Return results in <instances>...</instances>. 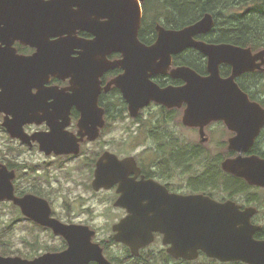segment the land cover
I'll return each instance as SVG.
<instances>
[{"label": "flooded vegetation", "instance_id": "1", "mask_svg": "<svg viewBox=\"0 0 264 264\" xmlns=\"http://www.w3.org/2000/svg\"><path fill=\"white\" fill-rule=\"evenodd\" d=\"M69 10L78 21L63 31L58 20L61 0H0V257L32 261L46 253L66 250V237L43 222L49 212L50 220L95 231L91 242L104 258L88 264H189L205 257L212 264H249L212 258L202 251L196 260L176 258L168 252L171 245L163 243L160 232H155L154 240L135 254L128 244L115 238L114 227L132 214L130 208H145L151 197L143 196L141 189H132L133 196L122 199L119 181L95 184V179L101 159L106 169L103 176L109 178V154H115L128 160L123 170L129 179L164 185L172 195L170 204L184 207V197L203 194L221 203L231 201L241 211L250 210L251 223L260 227L254 239L264 240V185L224 168L229 160H264V115L255 129L244 126L246 120L235 117L237 112H231L230 124L224 118L187 123L186 99L172 105L151 99L132 115L123 88L114 83L126 73L121 64L123 53L94 51L98 31L94 21H107L106 12L84 2L71 4ZM158 24L171 28L156 22L141 35L142 22L139 39L147 45L156 42ZM212 32L196 38L228 43L208 41ZM64 41H70L71 58V68L65 71L61 69ZM262 49L252 50L256 53ZM117 60L119 63L111 66ZM185 66L201 75L209 74L208 57L189 47L173 54L168 72L152 74L150 81L161 89L183 88L187 80L172 71ZM232 72L230 64L220 65L222 77ZM235 81L250 101L264 108V64L245 71ZM113 119L123 123L117 148L110 147L107 137ZM250 129V133H243ZM53 170L63 171L65 180L83 179L90 197L104 207L106 232L101 233L97 222L90 219L76 220L72 206L77 202L64 200L65 214L61 213L63 209L56 200L62 193L63 179H55L57 188L40 180ZM199 175L213 177L211 190L191 188V178ZM134 218L135 225L141 226V213ZM46 234L62 244L48 245Z\"/></svg>", "mask_w": 264, "mask_h": 264}, {"label": "water", "instance_id": "2", "mask_svg": "<svg viewBox=\"0 0 264 264\" xmlns=\"http://www.w3.org/2000/svg\"><path fill=\"white\" fill-rule=\"evenodd\" d=\"M142 1L61 0L62 13L58 20L63 31L74 26L78 20L73 19L69 8L71 4L79 2L88 6L92 4L106 12V15H102L108 17L107 21H94L93 27L98 30L93 41L94 51L106 49L110 53H123L121 64L126 73L122 78L117 77L114 83L123 88L132 115H136L139 108L151 99L169 105L186 99L189 101L185 115L187 123L224 118L230 124L233 117L231 112H237L234 116L244 117V126L251 129L260 126L264 108L249 100L235 78L245 71L261 68L264 64V49L254 53L251 47L198 40L196 36L209 33L214 27L215 18L211 12L181 29L166 28L158 24L156 42L147 45L139 39L143 18ZM2 5L5 6L6 3L3 2ZM48 25L49 21L46 20V27ZM51 25H54V20ZM63 44L61 69L65 71L71 68L70 41H64ZM189 47L198 49L208 57V75H201L192 67L185 66L172 71L174 76L187 80L183 88L161 89L150 81L152 74L168 72L173 54ZM118 63V60L114 61L111 66ZM222 63L232 66L231 76H221ZM251 129L243 130V133H250ZM109 156V178L103 176L106 169L103 168L105 163L101 159L95 184L109 179L110 183L119 181L122 199L132 197L129 191L132 189H141L143 196L152 199L145 208H130L132 214L114 227L115 238L128 244L135 254H138L140 247L154 240L155 232H160L164 235L163 243L171 245L168 252L176 258L194 260L202 251L209 257L223 261L242 260L249 264H264V240L254 239V232L260 227L251 223L250 210L241 211L231 201L221 203L203 194L184 197V207L180 203L170 204L172 195L164 185L153 180L136 182L129 179L128 172L123 170L128 160H121L112 153ZM224 168L247 178L251 183L264 185V160L258 157L229 160L224 163ZM140 213L141 226H136L134 222L137 218L134 217ZM48 214L49 212L43 222L66 237L68 248L58 253H46L32 261L0 257V264H88L91 260L103 257L102 251H98L97 245L91 242L94 230L50 220Z\"/></svg>", "mask_w": 264, "mask_h": 264}, {"label": "trees", "instance_id": "3", "mask_svg": "<svg viewBox=\"0 0 264 264\" xmlns=\"http://www.w3.org/2000/svg\"><path fill=\"white\" fill-rule=\"evenodd\" d=\"M207 12L215 18L208 41L233 43L253 50L264 47V0H145L141 35L144 29L150 28L147 27L150 14H154L156 22L179 29L196 22ZM211 180L213 177L199 175L191 178L190 186L195 190H211ZM200 259L189 264H196ZM204 259L208 263L202 264H212L211 260Z\"/></svg>", "mask_w": 264, "mask_h": 264}, {"label": "rangeland", "instance_id": "4", "mask_svg": "<svg viewBox=\"0 0 264 264\" xmlns=\"http://www.w3.org/2000/svg\"><path fill=\"white\" fill-rule=\"evenodd\" d=\"M154 14H150V17L147 21V27H152L156 23L155 19L156 17H153ZM110 134L107 136L108 141L110 143L111 148H117L116 144L119 142V134H120V126L121 129L123 128V123L119 120L113 119L110 122ZM192 137V136H191ZM36 160V159H35ZM41 158L37 159V161H40ZM42 172V171H41ZM61 177L63 179L61 189L62 193H58L57 197L58 200L56 202H59V207L63 209L61 212L63 215L64 207L63 202L64 200L71 201L72 204L77 202V206H72L74 211V217L78 221H85L90 219L93 221V223L97 222V226L99 227V230L101 233L106 232L108 229L105 228V216L103 214V205L99 204V201L95 199V197H90L91 193L89 190L86 189V187L83 184V179L80 177H77L76 179L71 180H65V174L63 171L54 172L51 171V173L47 174L46 177L40 178L42 183H45L47 186H54L55 188L59 187L57 184L53 183L56 178ZM73 189V190H72ZM91 206V207H90ZM92 212V213H91ZM93 218V219H92ZM62 241L59 239H53L50 238L48 234H46V243L50 246L52 245H58ZM159 244H156L155 247H158ZM208 263L206 259L201 258L196 264H202V263Z\"/></svg>", "mask_w": 264, "mask_h": 264}]
</instances>
